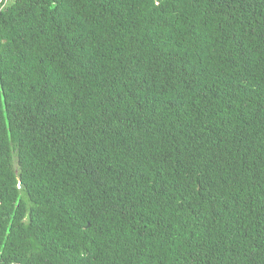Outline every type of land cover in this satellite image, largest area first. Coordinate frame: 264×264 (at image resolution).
I'll return each instance as SVG.
<instances>
[{"label":"trees","instance_id":"16d2710c","mask_svg":"<svg viewBox=\"0 0 264 264\" xmlns=\"http://www.w3.org/2000/svg\"><path fill=\"white\" fill-rule=\"evenodd\" d=\"M0 264H264V0L0 1Z\"/></svg>","mask_w":264,"mask_h":264},{"label":"rangeland","instance_id":"374dc122","mask_svg":"<svg viewBox=\"0 0 264 264\" xmlns=\"http://www.w3.org/2000/svg\"><path fill=\"white\" fill-rule=\"evenodd\" d=\"M0 1H2V0H0Z\"/></svg>","mask_w":264,"mask_h":264}]
</instances>
